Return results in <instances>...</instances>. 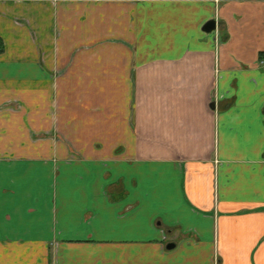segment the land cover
<instances>
[{
	"label": "crops",
	"instance_id": "crops-1",
	"mask_svg": "<svg viewBox=\"0 0 264 264\" xmlns=\"http://www.w3.org/2000/svg\"><path fill=\"white\" fill-rule=\"evenodd\" d=\"M261 61L264 0H0V264H264Z\"/></svg>",
	"mask_w": 264,
	"mask_h": 264
},
{
	"label": "water",
	"instance_id": "water-1",
	"mask_svg": "<svg viewBox=\"0 0 264 264\" xmlns=\"http://www.w3.org/2000/svg\"><path fill=\"white\" fill-rule=\"evenodd\" d=\"M215 27H216V21L214 19H211V20H209L206 23V25H205V31L211 32L212 30L215 29ZM173 246H174V244H173ZM170 247H172V245Z\"/></svg>",
	"mask_w": 264,
	"mask_h": 264
},
{
	"label": "built area",
	"instance_id": "built-area-1",
	"mask_svg": "<svg viewBox=\"0 0 264 264\" xmlns=\"http://www.w3.org/2000/svg\"><path fill=\"white\" fill-rule=\"evenodd\" d=\"M261 63H262V64H264V62H263V61H261Z\"/></svg>",
	"mask_w": 264,
	"mask_h": 264
}]
</instances>
